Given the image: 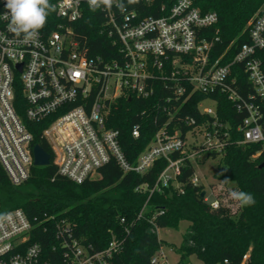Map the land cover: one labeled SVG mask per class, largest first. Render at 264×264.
<instances>
[{"label":"built area","instance_id":"built-area-1","mask_svg":"<svg viewBox=\"0 0 264 264\" xmlns=\"http://www.w3.org/2000/svg\"><path fill=\"white\" fill-rule=\"evenodd\" d=\"M4 4L0 0V162L13 184L25 182L35 165L33 123L41 124L59 173L77 183L97 177L112 160L126 171L144 173L166 159L153 187L142 183L136 188L150 194L176 181L187 159L195 167L192 183L201 184L197 167L205 157L221 155L231 136V124L218 113L219 98L244 114L238 142L264 149V6L248 23V40L232 55V43L220 51L219 34L203 30L218 23V13L202 12L194 0H175L169 9L162 5L159 16L101 5L115 53L106 58L89 56L76 37L73 23L88 0H57L58 22L31 42L9 30ZM158 89L163 93L158 110L165 119L133 165L122 149L120 129L109 126L112 111L122 98L147 99ZM200 93L205 96L197 106L201 119L186 113ZM131 133L139 137L141 125L134 124ZM204 196L213 207L219 205L215 193L212 201ZM6 213L12 220L0 228V264H57L47 256L28 214L22 208ZM121 224L129 232L125 218ZM159 231L156 227L158 236ZM55 236L53 249L59 250L62 264H112L123 250L116 235L104 248L87 245L67 221L57 223ZM161 258H166L163 245L152 262L162 264ZM247 260L248 253L240 264Z\"/></svg>","mask_w":264,"mask_h":264},{"label":"trees","instance_id":"trees-1","mask_svg":"<svg viewBox=\"0 0 264 264\" xmlns=\"http://www.w3.org/2000/svg\"><path fill=\"white\" fill-rule=\"evenodd\" d=\"M56 1L50 0V3L54 5ZM174 2L155 0L149 5L143 0L133 4L122 0L128 10L137 9L140 16H159L163 14L162 5L169 9ZM194 3L202 12L213 10L218 13V23L203 30L219 34L217 47L220 51L232 43V55L248 40V23L264 6V0H194ZM57 22L54 10L48 15L44 28L50 29ZM73 26L89 56L109 58L115 55L108 34L110 25L101 9L93 11L85 5L82 17ZM161 96L163 93L158 89L147 99L122 98L113 108L109 126L120 129L122 149L133 165L165 119L158 110ZM204 97L201 93L196 94L186 113L201 119L197 106ZM218 113L222 121L231 124V136L218 156L222 167L214 176L221 183L215 194L219 200L217 207L201 195L205 188L203 183H192L195 167L189 159L182 165L176 181L155 189L152 194L149 189L138 191L136 188L142 183L153 187L167 166L166 159H158L144 173L126 171L112 160L100 169L97 177L77 183L59 173L53 161V149L41 136V124L33 123L34 143H40L51 153V163L33 165L30 177L15 185L0 162V213L22 208L38 231V239L47 256L57 264H62L59 250L53 249L58 222H70L74 233L97 249L106 247L114 235L121 238L123 250L115 255L112 264H161L152 262L153 255L164 243L156 227L178 228L183 220L189 223L181 244L182 257L194 254L202 264H240L243 255L248 253L247 264H264V165L260 167L264 163V149L256 143L238 142L241 134L237 126L244 114L237 112L231 101L219 98ZM136 123L141 125L139 137L131 133ZM178 156V152L173 153L174 158ZM212 156L216 158L217 154ZM231 191L251 193L255 203L240 207L231 198ZM122 218L126 219L129 232L121 224ZM225 259L229 263H225Z\"/></svg>","mask_w":264,"mask_h":264},{"label":"clouds","instance_id":"clouds-1","mask_svg":"<svg viewBox=\"0 0 264 264\" xmlns=\"http://www.w3.org/2000/svg\"><path fill=\"white\" fill-rule=\"evenodd\" d=\"M136 2L137 0H128L129 4ZM88 4L93 11L101 5L107 9L115 5L120 11L125 10L122 0H88ZM4 7L8 10L5 13V19L10 17L9 30L15 36L22 37L25 42L38 40L40 30L47 23L48 15L55 10L50 0H5ZM227 182L226 180L225 183ZM230 195L240 207L251 206L255 203L252 194L245 191H231ZM11 220V213H0V228L5 223H10Z\"/></svg>","mask_w":264,"mask_h":264},{"label":"rangeland","instance_id":"rangeland-1","mask_svg":"<svg viewBox=\"0 0 264 264\" xmlns=\"http://www.w3.org/2000/svg\"><path fill=\"white\" fill-rule=\"evenodd\" d=\"M206 103H211V101L208 100ZM221 167L222 163L220 157H205L204 161L197 167L201 183L205 186L204 190L206 191V196L211 201L214 199V193L216 194V191L221 187V183L214 177L215 173ZM211 184H214L213 188ZM230 188L231 187H228V189ZM237 203L238 202L235 201V204ZM188 223V221L183 220L178 228L160 229L159 236L164 240L163 249L166 254V258H161L162 264H202V260L194 254L182 257L181 244Z\"/></svg>","mask_w":264,"mask_h":264},{"label":"water","instance_id":"water-1","mask_svg":"<svg viewBox=\"0 0 264 264\" xmlns=\"http://www.w3.org/2000/svg\"><path fill=\"white\" fill-rule=\"evenodd\" d=\"M131 100V98H129ZM34 152V164L38 166L49 165L51 163V153H49L40 143H37L33 149ZM264 163L260 166L262 167ZM205 190L202 191L201 195L204 196Z\"/></svg>","mask_w":264,"mask_h":264}]
</instances>
